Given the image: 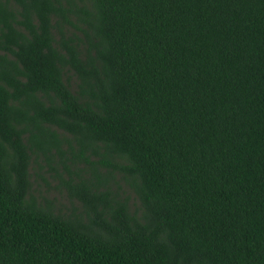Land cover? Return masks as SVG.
<instances>
[{
  "label": "trees",
  "instance_id": "obj_1",
  "mask_svg": "<svg viewBox=\"0 0 264 264\" xmlns=\"http://www.w3.org/2000/svg\"><path fill=\"white\" fill-rule=\"evenodd\" d=\"M0 264H264V0H0Z\"/></svg>",
  "mask_w": 264,
  "mask_h": 264
},
{
  "label": "rangeland",
  "instance_id": "obj_2",
  "mask_svg": "<svg viewBox=\"0 0 264 264\" xmlns=\"http://www.w3.org/2000/svg\"><path fill=\"white\" fill-rule=\"evenodd\" d=\"M73 79V78H71ZM31 172L30 176V188L31 192L35 196L43 195L51 199L53 205L61 210H67L73 208H78V202L74 199H68L65 190L57 179V177L49 171L47 166L37 165L33 163L32 167H29ZM129 202L132 205H136L137 201L132 197L131 193Z\"/></svg>",
  "mask_w": 264,
  "mask_h": 264
}]
</instances>
